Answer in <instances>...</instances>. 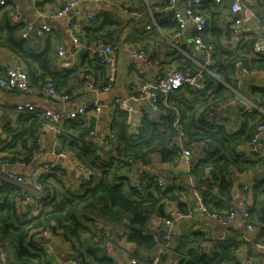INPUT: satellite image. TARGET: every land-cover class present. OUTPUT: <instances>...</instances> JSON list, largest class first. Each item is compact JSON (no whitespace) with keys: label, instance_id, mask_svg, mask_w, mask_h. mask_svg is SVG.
Instances as JSON below:
<instances>
[{"label":"crops","instance_id":"1","mask_svg":"<svg viewBox=\"0 0 264 264\" xmlns=\"http://www.w3.org/2000/svg\"><path fill=\"white\" fill-rule=\"evenodd\" d=\"M67 1L5 0L8 7L11 8L9 15L12 23L14 22L12 21L11 13L16 12L25 21L33 22L35 27L46 24L52 28V31L42 32L40 35L35 31H31L28 36L23 37L27 40L29 48L35 53H43L49 59V64L53 70L62 71L61 76L56 79L57 82L49 77H46L44 81L52 80L57 90L67 93L69 98L63 100L45 96L41 91L44 81L40 83L31 79L24 65L23 58L10 47L0 45V77L5 75L6 68L19 64L27 72L32 87L30 91L17 88H0V148L10 140V128H16L17 130L20 123L24 122V114L27 111H16V106L19 103L31 102L41 108L53 110H74L79 106L86 105L83 114L77 115L74 119L71 118L73 119L72 121L69 119V121L66 120L63 123L68 121L88 126L92 125L94 133H89L87 140L93 143L99 156L106 157L108 150H110L108 143L115 138L114 134L110 132V122L114 111L120 109L114 104V99H126L131 108L130 115L125 111L126 122L128 123L129 131L134 134L137 132L144 117L159 121L160 115L163 113V110L161 111L158 106L157 110L151 109L148 111L149 104L143 98L142 86L146 82L161 76L168 68H183L180 63L184 61L189 60L190 63H186L184 65L185 69H182V71L191 75L205 63L206 56L194 42L195 32L191 24H187L186 29L180 35H175L177 24L171 18V11L165 8L166 0H111L110 2L79 0V3L74 8L60 16H56L57 11ZM202 2L199 6L200 13L209 20V25L203 34V38L214 47V51L211 54L213 63L207 66V70H204L203 77L206 72L215 78H219L213 71L220 62L219 58H224V56H220L219 52L221 50H237L239 46L238 44L233 47L229 46L230 35L227 30V23L231 18V14L227 2L224 4H214L209 0H202ZM251 2L256 11V19L253 21L255 28L252 33L245 36L243 39L245 41L264 35V0H251ZM206 5L212 10V16L207 13L208 9L206 12L202 9ZM87 13H91L93 18H89ZM110 21L113 24H109ZM98 29H102L101 32L97 31ZM72 32L78 35L85 47H82L77 51L76 55L70 57L69 53L73 47L70 39ZM96 34H100L104 40L117 44L115 51L117 58L115 79L108 90L99 91L98 93L89 91L84 86L82 79L84 72H90L93 74L95 84L99 87H103L106 82L107 68L96 62L91 50L88 48L97 40L91 41L94 39L93 36L96 38ZM60 46L68 54L65 58L58 55ZM133 48L145 51L147 60L144 61L134 57L132 54ZM257 55L253 51V47L252 51L247 53V62L252 65L251 68H249V65L247 67L242 60H236L243 63L242 66L245 71L236 66V61L233 62L234 66L231 70L230 79L235 83L234 94L229 100L216 105L214 110L215 119L211 118L209 120L215 124L214 126H224L229 131H235L241 126L244 102H251L248 95L249 88L251 86L264 88V69L258 68V62H253L258 60L259 55ZM61 61L68 62V66L62 67ZM236 72L239 73L235 74ZM234 97H237V99H233ZM95 101L102 106L99 111H95L91 106V103ZM163 102L165 103V100ZM252 104L255 110H257L256 107L260 108L261 111H257L264 114L263 106ZM61 125L59 134H54L50 127H45L44 129L40 127V135L37 138L38 150L33 154L29 163L21 162L13 166L9 164V168L23 179L22 185L17 186L32 190L29 179L31 172L34 169L41 170L44 165L52 164L53 169L50 172L41 174H52L54 170L53 174L63 182V191H78L87 188L83 181L84 171L85 169H90L81 165L75 153L65 143V138L74 136L73 132L66 130L64 131V136L59 137L62 132ZM176 138H178L181 148H189L191 150L189 157L176 154L177 158L174 160L165 161L160 153H152L148 156V159H144L145 162L142 165L136 166L135 163L133 166L123 167L117 172L118 182L132 183L139 180L140 175L145 174L148 179H153L154 181L158 177H165L186 189V191L179 193L176 200L166 199L162 203L164 212L168 209L178 208L189 211L191 216L175 224L171 244L172 249L161 257L159 264H173L186 257L188 248L194 245L195 236L201 232L204 237L202 241L203 252H208L217 243L227 242L228 244H234L233 253L235 256L234 254L232 255L234 260L229 259L219 264H240V259L243 257L253 260V264L264 263V251L260 248V245L264 244V224L262 226L257 223L255 230L248 232L241 216L244 194L247 195V191L245 193L243 190V183L246 182L248 189H250V185L259 174L250 171L240 173L235 177L233 205L237 210V215L228 226L224 227L198 209L195 193L203 194L205 189L208 190L210 186L208 181L204 179H198V181L195 176L189 173L190 167L202 157V153L197 148L203 142L187 144L182 139V133H179L178 137L174 139ZM259 142L260 145L264 144L263 141ZM243 151L248 156L252 155L248 144L245 145ZM60 153H64V155H60ZM187 160H189L190 164H188ZM91 172L93 178L89 182L90 186L94 184L98 176V172L95 176L92 170ZM51 174L46 175V177L49 178ZM120 178L124 179L119 180ZM4 180L11 182L7 178L0 176V183ZM203 180L205 181L204 183ZM214 187L216 186L213 183ZM213 191L217 192L215 189ZM247 198L249 199L248 196ZM179 203L182 207L179 206ZM210 204L206 206L211 210H216ZM19 205L24 207L23 203H19ZM37 212V210L33 209L30 214L36 215ZM156 219V214H153L146 234H154L153 231H155L157 226ZM100 222L97 225L103 228V233H109L110 238L122 248L130 250L135 247L133 243L127 240V233L130 231L127 226L109 221L100 220ZM222 235L225 236V241L218 239ZM181 236L187 241V244L182 249H176L178 245L177 238ZM43 240L53 251L52 256H49L52 264H72L69 255L71 252L70 247L59 236L49 232L43 235ZM140 249L136 247V251ZM140 252L142 255H146L149 250L141 249ZM107 254L115 264H129L124 254L119 251ZM0 264H2L1 260Z\"/></svg>","mask_w":264,"mask_h":264},{"label":"trees","instance_id":"2","mask_svg":"<svg viewBox=\"0 0 264 264\" xmlns=\"http://www.w3.org/2000/svg\"><path fill=\"white\" fill-rule=\"evenodd\" d=\"M208 7L206 5L202 9L205 12L208 9L207 13L212 16L213 12ZM10 10L7 2L0 6V45L10 47L23 58L31 79L41 83L49 77L57 82L62 71L53 70L43 53H35L27 46V40L22 34L25 26L10 21ZM102 29L97 31L101 32ZM93 38L91 41L103 39L100 34ZM242 41L237 50L219 52L224 58H219L218 66L213 69L219 78L205 72L203 89L196 90L185 85L160 99L158 107L163 113L159 121L144 117L137 132L133 134L129 131L125 111L116 109L110 122V132L115 138L108 143L110 150L106 157L99 156L93 143L87 140L92 125L69 120L63 123L59 137L64 136V131L71 130L74 136L67 134L70 138L64 137L66 145L75 153L82 166L92 170L94 176L98 172L92 186L78 191H63V182L53 174V170L49 178L46 177L49 174L40 175L44 197L36 200L32 206L29 202L32 190L1 181L0 241L5 247L9 263L52 264L50 257L37 247L35 241L36 234L48 231L69 245V255L73 257L76 254L77 264H115L101 247L104 233L103 228L97 225L101 223L100 220L127 226L130 229L127 240L135 246L129 250L130 254L141 262H150L162 241L161 235L146 234L151 216L164 214L162 203L166 199L176 200L179 193L186 189L176 183L158 185L154 182L136 188L131 182H118L117 172L123 167L133 166L137 161H143L152 153H160L165 161L174 160L177 153L170 143L179 133H182V139L187 144L203 142L197 148L202 157L190 167L189 173L197 180L208 181L210 187L203 193L204 202L206 205L211 203L213 209L222 210L233 204L234 179L238 174L250 171L259 174L247 190V210L256 224L263 226L264 154L248 156L243 148L249 143L259 121L264 119V114L255 109L244 112L241 126L235 131H229L224 126H214V123L204 118V113L211 106L221 104L233 96L235 83L230 79L233 62L240 59L247 67H252L247 62V53L252 51L255 37ZM253 62H258V68L264 69V55H259L258 60ZM186 63L190 61L180 63L183 68L178 69H185ZM248 95L252 103L264 107V88L251 86ZM42 122L39 111L25 113L24 122L20 123L17 130L10 128V140L0 148V163H29L38 150L37 138ZM213 183L216 186L214 188ZM19 203H23L24 207ZM179 206L182 207L180 203ZM34 208L38 212L31 215L30 211ZM195 237L194 245L188 248L187 257L181 259L180 264H219L233 259L234 244L217 243L208 252H203L202 232ZM177 240L176 249H182L187 244L182 236ZM136 247L149 252L142 255L141 249L136 251Z\"/></svg>","mask_w":264,"mask_h":264},{"label":"built area","instance_id":"3","mask_svg":"<svg viewBox=\"0 0 264 264\" xmlns=\"http://www.w3.org/2000/svg\"><path fill=\"white\" fill-rule=\"evenodd\" d=\"M90 1V0H85ZM96 1H108L111 0H96ZM211 3L214 4H224L227 2L228 9L231 14V18L227 23V30L229 31L230 40L229 46L233 47L236 44H239L247 34L252 33L254 31V20L256 19V11L254 9V5L251 0H209ZM5 3V0H0V6ZM79 3V0H68L60 10L57 11L56 16H60L67 12L68 10L74 8ZM202 0H166L165 1V8L171 11V18L177 24V31L175 35H180L187 27V24H191L192 28L195 32L194 42L198 45L206 56V60L203 66L198 69L194 74H186L180 71L177 68H168L161 76L156 77L154 80L150 82H146L142 86L143 98L148 101L149 107L153 110L158 109V101L160 99H164L169 93L173 90L181 88L185 85H188L190 88H194L196 90L203 89L205 87V82L203 80V72L207 70V66H210L213 63V59L211 58V54L214 51V47L204 40L203 34L206 28L209 25V20L200 13L199 6L202 4ZM135 13V12H134ZM12 21L16 24L18 23H25V28L23 30V36H28L29 32L35 31L38 35L42 34V32L52 31V28L46 24H43L39 27H35L34 23L31 21H25L22 19L16 12L11 13ZM89 18H93L91 13H87ZM15 20V21H14ZM70 39L72 42V50H70V57L76 55L77 51L80 50L85 45L80 41L77 34L74 32L71 33ZM93 57L95 58L96 62L100 65L105 66L107 68V77L106 82L103 87H99L95 84V80L93 74L90 72L83 73L82 79L84 86L91 92L98 93L99 91L108 90L112 82L115 79V72L117 71V58H116V48L117 44L112 41H105L103 39L97 40L93 42V44L88 47ZM253 51L258 55H264V35L255 39L253 44ZM132 54L134 57L144 60H147V53L143 50H132ZM58 55L60 57L65 58L68 54L66 50L60 46L58 48ZM236 66L240 67L242 71H245V68L242 66L243 63L240 61L235 62ZM61 66L65 67L68 66V62L61 61ZM240 72V71H239ZM236 72L235 74H238ZM226 86H229L225 84ZM0 88H7V89H21L24 91H30L32 89L29 76L25 69L19 65L15 64L11 67L6 68L5 75L0 77ZM41 91L52 99H63L66 100L69 98L67 93H63L57 90V87L53 83L52 80L48 79L45 80L41 86ZM233 99H237L234 97ZM114 104L126 111L130 115L131 108L128 105L126 99L116 98L113 100ZM91 106L95 111H99L102 106L98 102H92ZM86 109V105L79 106L76 109L72 110H53L49 108H41L37 104H33L31 102H24L19 103L16 106V111L18 112H33L39 111L42 117V125L41 128L44 129L45 127H50L54 134L60 133V125L71 118H75L77 115H81L84 113ZM216 106H211L206 112L204 113V118L207 120H211V118L215 119V112ZM254 106L251 102L245 101L243 106V113L244 112H252ZM256 109L261 111L260 108ZM90 133H94V129L92 128ZM259 141L264 142V119L259 121L254 133L249 140V151L252 155L263 156L264 154V144L260 145ZM170 146L176 151L177 154H181V156L189 157L191 154V150L189 148H181L178 142V138L172 139ZM60 155H64V153H60ZM145 159H148L145 158ZM145 162L137 161V165H142ZM188 164H190L189 160H187ZM19 164V163H17ZM13 166V165H11ZM52 164H47L42 167L41 170L34 169L30 176V182L32 184V192L30 194L29 202L30 205L34 206L36 204V200H40L44 197L43 186L39 182V177L41 173L50 172L53 168ZM0 176L7 178L15 185H22L23 179L20 175L16 174L13 170L9 168V164L5 161L0 163ZM93 175L91 170L84 171V185L86 187L90 186V181H92ZM154 182L158 185H165L168 183H176L173 180L166 179L165 177H158L155 181L152 179H148L145 174L140 175L139 180L132 182L136 188H140L142 185ZM243 190H248V184L245 182L243 183ZM243 198V207L241 216L245 222V227L247 228L248 232H253L255 230V221L251 219L250 214L248 213V202L249 199L247 195ZM198 209L202 211L205 215H207L210 219L218 222L220 225L226 227L228 226L233 218L237 215V210L235 209L234 205L231 204L228 208L222 210H211L209 209L205 202L203 194L199 192L195 193ZM232 198L234 201L235 195L234 192L232 193ZM37 210L36 208H34ZM191 213L189 211H184L178 208L168 209L164 214L156 216L157 226L154 234L161 235L162 241L158 244V251L153 256L150 262H141L136 257L132 256L128 249L122 248L116 241H113L109 233H104L102 246L106 253H111L115 251H119L124 254L125 258L127 259L129 264H159L161 257L169 250H171L172 244V236H173V229L175 224L178 221L189 218ZM49 233L48 231H43L36 234V245L37 247L46 255L52 256L53 251L50 246L44 242L43 235ZM219 240L225 241V236L222 235L218 238ZM261 250L264 251V244L260 245ZM75 255L70 257L72 264H77L75 259ZM187 257V256H186ZM184 257V258H186ZM0 260L2 264H10L8 261V256L5 251V247L3 243L0 241ZM54 261V260H53ZM173 264H180V260L174 262ZM240 264H253V260L243 257L240 259ZM264 264V263H262Z\"/></svg>","mask_w":264,"mask_h":264},{"label":"water","instance_id":"4","mask_svg":"<svg viewBox=\"0 0 264 264\" xmlns=\"http://www.w3.org/2000/svg\"><path fill=\"white\" fill-rule=\"evenodd\" d=\"M190 73H191V72H190ZM150 110H151V108L149 107V108H148V111H150Z\"/></svg>","mask_w":264,"mask_h":264}]
</instances>
